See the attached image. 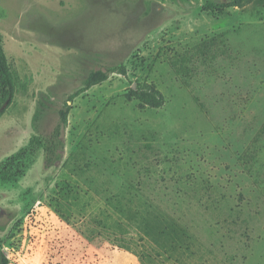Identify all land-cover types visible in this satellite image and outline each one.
I'll list each match as a JSON object with an SVG mask.
<instances>
[{"label": "rangeland", "instance_id": "obj_1", "mask_svg": "<svg viewBox=\"0 0 264 264\" xmlns=\"http://www.w3.org/2000/svg\"><path fill=\"white\" fill-rule=\"evenodd\" d=\"M208 1L226 0H0L16 84L0 118V173L17 176L0 181L9 264H264V8ZM118 65L127 77L73 100L46 168L37 143L64 102ZM136 82L164 105L127 100ZM115 201L151 230L173 222L177 245Z\"/></svg>", "mask_w": 264, "mask_h": 264}, {"label": "trees", "instance_id": "obj_2", "mask_svg": "<svg viewBox=\"0 0 264 264\" xmlns=\"http://www.w3.org/2000/svg\"><path fill=\"white\" fill-rule=\"evenodd\" d=\"M254 5H258L264 8V0H226L221 4H214L212 2H206L203 9L207 12L221 13L223 9L228 7H239L243 3L253 2ZM121 75L127 77L128 71L125 65H118L113 67H107L104 69H96L91 71L85 78L82 87L71 94L64 102L62 108L58 111V121L53 127L49 135L44 139L43 143L38 142L37 145L43 148L44 165L46 168L55 166L61 161L62 154L64 152L65 142L64 133L68 125V115L71 110V103L73 100L85 91L105 82L111 75ZM16 93V84L9 69L6 55L2 48V38L0 35V118L4 114L6 108H8L14 99ZM125 98L127 100H137L139 107L158 109L161 108L165 99L163 94L157 89V87L150 83H135V87H130L126 90ZM30 151L33 148V142L29 144ZM18 156V155H17ZM16 156V157H17ZM16 177L9 171H3L0 173V181H16ZM111 196V199H114ZM116 199V198H115ZM117 206L128 215H131L136 221H138L146 231L155 233L156 237L162 241L171 240V246L177 245V232L176 225L173 222H166L159 224V226L151 230L146 223L145 217H138L134 210L127 204H123L120 201H115ZM138 217V218H137ZM4 227L0 226V232L4 231ZM0 264H9V259L5 252L0 249Z\"/></svg>", "mask_w": 264, "mask_h": 264}]
</instances>
